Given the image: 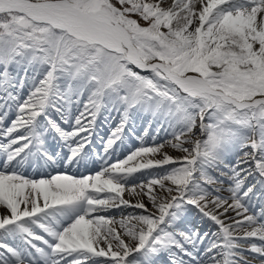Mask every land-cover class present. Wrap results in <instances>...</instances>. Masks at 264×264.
I'll return each instance as SVG.
<instances>
[{"label":"snow or ice","instance_id":"obj_1","mask_svg":"<svg viewBox=\"0 0 264 264\" xmlns=\"http://www.w3.org/2000/svg\"><path fill=\"white\" fill-rule=\"evenodd\" d=\"M0 264H264V0H0Z\"/></svg>","mask_w":264,"mask_h":264},{"label":"rangeland","instance_id":"obj_2","mask_svg":"<svg viewBox=\"0 0 264 264\" xmlns=\"http://www.w3.org/2000/svg\"><path fill=\"white\" fill-rule=\"evenodd\" d=\"M27 91H28V89L27 88H25L24 89V93L23 94H26L27 93ZM73 112H74V114H76V112H75V109L73 110ZM142 121V120H141ZM140 121V122H141ZM108 128V127H107ZM149 145V144H148ZM90 148H92V146H89ZM115 155H117L116 153H114ZM128 154V153H127ZM127 154H123L122 153V155L120 156V159L122 160V159H124L125 158V156L127 155ZM93 165V163H89L88 164V167H91V166ZM75 170V169H74ZM89 170H92V171H95V169H89ZM71 171V170H70ZM76 172V171H75ZM79 172L80 173H85V174H87L86 172H85V169L84 168H80L79 169ZM28 175H36V173H34V172H32L31 170H29V173H27ZM137 177H140L141 179H143L144 177H143V174H141V175H138ZM127 211H132V210H127ZM136 211H140V210H136ZM118 211H116V212H114L115 213V216H116V213H117ZM116 219L117 220H119L120 218L119 217H116Z\"/></svg>","mask_w":264,"mask_h":264},{"label":"bare ground","instance_id":"obj_3","mask_svg":"<svg viewBox=\"0 0 264 264\" xmlns=\"http://www.w3.org/2000/svg\"><path fill=\"white\" fill-rule=\"evenodd\" d=\"M146 140H151V135L147 136ZM170 153H172L173 155H178L177 153H173V152H170ZM116 211H119V209L114 210V212Z\"/></svg>","mask_w":264,"mask_h":264}]
</instances>
